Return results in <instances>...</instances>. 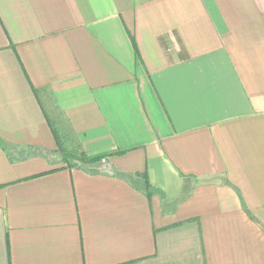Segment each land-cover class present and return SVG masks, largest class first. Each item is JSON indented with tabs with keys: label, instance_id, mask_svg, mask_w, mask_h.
<instances>
[{
	"label": "crops",
	"instance_id": "1",
	"mask_svg": "<svg viewBox=\"0 0 264 264\" xmlns=\"http://www.w3.org/2000/svg\"><path fill=\"white\" fill-rule=\"evenodd\" d=\"M0 139V264H264V0H0Z\"/></svg>",
	"mask_w": 264,
	"mask_h": 264
},
{
	"label": "trees",
	"instance_id": "2",
	"mask_svg": "<svg viewBox=\"0 0 264 264\" xmlns=\"http://www.w3.org/2000/svg\"><path fill=\"white\" fill-rule=\"evenodd\" d=\"M51 128L53 130L56 142H57V155H58V162L64 163L66 167H81L83 169H87L89 172H92L93 170L89 169V166H93L99 161H101L103 157H105V154H99V155H88L83 149L79 141L77 140L76 136L73 131L70 130V132L62 131V128L57 125V123H54V121H51ZM71 143V144H69ZM0 145L3 147V149L6 150L7 145L6 143L0 139ZM30 155H33L32 153L21 154L22 158L28 157ZM20 158V159H22ZM11 159L18 160L15 156L11 155ZM80 164V165H79ZM59 168L53 169L57 170ZM118 175L130 182L134 187L141 189L144 191L149 197L151 195L150 192V183L147 176L145 174H132L127 172H120Z\"/></svg>",
	"mask_w": 264,
	"mask_h": 264
},
{
	"label": "rangeland",
	"instance_id": "3",
	"mask_svg": "<svg viewBox=\"0 0 264 264\" xmlns=\"http://www.w3.org/2000/svg\"><path fill=\"white\" fill-rule=\"evenodd\" d=\"M44 95H45V99L49 103V107H48L49 115L52 118V121H54V123H57V125L62 128V131L70 132L71 130L70 125L67 119L65 118V116L61 113V111L58 108H56L53 97L49 94H44Z\"/></svg>",
	"mask_w": 264,
	"mask_h": 264
}]
</instances>
